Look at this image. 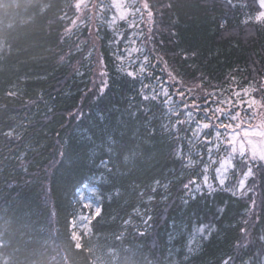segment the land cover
Returning a JSON list of instances; mask_svg holds the SVG:
<instances>
[{
  "label": "trees",
  "instance_id": "trees-1",
  "mask_svg": "<svg viewBox=\"0 0 264 264\" xmlns=\"http://www.w3.org/2000/svg\"><path fill=\"white\" fill-rule=\"evenodd\" d=\"M74 2L0 0V236L9 244L0 248V264H66L65 255L71 264H223L229 256L234 264H260L264 172L256 173L253 197L233 195L239 165L221 185L202 138H192L187 123L172 128L185 117L170 114L163 96L141 95L142 83L155 84L157 76L174 94L168 71L182 80L203 78L209 92L259 83L264 23L244 22L258 4L149 0L152 32L141 24L144 35L136 39L139 59L147 54L155 67L141 81L120 70L132 31L125 21L92 19L65 37L70 19L59 17L75 18ZM101 64L108 82L102 92L93 85ZM10 129L13 137L5 135ZM194 177L200 191L183 187ZM90 192L85 209L101 211L91 216V234H82L78 250L71 226L84 211L81 195ZM201 225L209 226L203 235L196 231Z\"/></svg>",
  "mask_w": 264,
  "mask_h": 264
},
{
  "label": "snow or ice",
  "instance_id": "snow-or-ice-1",
  "mask_svg": "<svg viewBox=\"0 0 264 264\" xmlns=\"http://www.w3.org/2000/svg\"><path fill=\"white\" fill-rule=\"evenodd\" d=\"M252 3L258 4L259 10L254 17L250 15L244 22L247 23L254 19L258 23H264V0H252ZM226 5L237 6L233 0H226ZM71 7L74 8L75 18H69L67 13L59 17L60 20L70 19V23L64 29L65 37L72 34L80 26H87V23L92 19L106 22L109 26L114 25L117 21H127L128 28L133 31L128 37L129 46L125 48L124 53L118 56L122 62L120 70L125 71L126 75L134 80L137 77H140L141 81L153 77L154 74L150 69L154 68L155 65L151 63L147 54H144L140 60L139 56L143 53V46H135L136 38L144 35L141 24L152 25L154 23V12L149 0H111L110 4H106L104 0H75ZM167 7H171V4H168ZM109 10H114L110 17L105 15ZM99 26L98 24L95 29L97 34ZM91 31L92 29H90ZM148 32H152L151 27L148 28ZM122 38L123 34H119L118 39ZM147 38L145 37V39ZM134 54H136V59H133ZM125 56H127V64L123 63ZM185 58H187L186 54ZM133 64H138V67L133 68ZM165 65L167 66L166 61ZM99 76L101 78L99 90L102 92L108 86L107 73L101 71ZM167 76L169 80L175 82L174 94L169 92L168 83H162L161 78L157 76L155 77V84L142 83V98L144 100H156L163 96V104L170 114L176 117L181 115L185 117V119H177L172 128L175 129L177 125L187 123L190 126L192 138L196 140L202 138L209 161L218 165L215 171L221 185H224L230 171L233 174L236 173L237 165H239L241 178L238 179L233 195L237 191L244 194L253 191V188L246 189L248 180L252 178L254 185L257 171L264 172V78L259 83L250 84L246 88H230L226 92L225 90L217 91L214 87L213 91L209 92L201 86L203 78H201V83H197L195 78L191 81L182 80L173 71H168ZM146 89H150L149 94H145L144 90ZM7 95L11 97L15 96L16 93L9 91ZM5 135L13 137L14 130L10 129ZM189 143L192 144L193 139H189ZM201 155L203 154L201 153ZM192 163L191 154H189L188 164L191 165ZM207 171L208 165H205L203 181L207 187L211 188V185L207 183ZM156 184H160V181H156ZM190 185H195L196 191L201 190V186L196 183L195 177L183 187L189 189ZM152 191L155 192L156 189L153 188ZM140 195L143 196L144 193H140ZM148 199L152 200L153 197L149 196ZM261 203L264 204V201ZM252 205L253 207L256 206L255 200H252ZM99 213L100 209L97 208L96 215ZM147 219L151 220L152 217L149 216ZM208 228L209 226L201 225L196 231L203 235ZM241 233L246 234L247 229L241 228ZM71 239L75 243V248L81 249L82 245L75 232L72 233ZM117 239L120 237L117 236ZM261 239L264 240V237ZM8 246V242L0 236V248ZM62 261L71 264L67 255L62 258ZM3 264H11V262L6 260ZM25 264H29V262L25 261ZM223 264H234V258L229 256L223 261Z\"/></svg>",
  "mask_w": 264,
  "mask_h": 264
},
{
  "label": "rangeland",
  "instance_id": "rangeland-1",
  "mask_svg": "<svg viewBox=\"0 0 264 264\" xmlns=\"http://www.w3.org/2000/svg\"><path fill=\"white\" fill-rule=\"evenodd\" d=\"M119 22H122V21H117L114 25H117ZM127 23V21H125ZM139 23V21H138ZM146 26H152V25H147L145 24ZM133 31V30H132ZM119 34H124L123 31H119L118 32ZM124 37V36H123ZM129 42V41H128ZM137 44V43H136ZM136 47L139 46L138 44L135 45ZM103 71V64L101 65H98V68H96V73H95V78H94V82H93V85H99L100 84V76H99V73ZM231 171L228 173V176L225 180V183L227 181L230 180V177H231ZM237 178H236V181H234L231 185H230V191H235V186L237 185V182H238V179L241 178L240 176V173H239V169H238V172H237ZM255 184H257V174L255 176ZM224 183V184H225ZM254 184V185H255ZM247 188H253V180L252 178H250L246 184V189ZM254 189V188H253ZM255 190V189H254ZM253 190V191H254ZM251 191V192H246V194L244 193H241L239 191L236 192V194L240 195V196H243V197H253L254 195V192ZM94 193L93 192H90L88 195L86 194H82L81 195V201H82V208H85L86 205L88 204V202L92 199V197H94L93 195ZM255 200H258L257 198L254 197ZM257 205V204H256ZM99 208L100 211H101V208L99 206H94V209H93V212L91 213H88V211L86 212L85 210L83 212H79V217H78V220L75 222L73 221V224L71 226V228L73 229V232H75L77 234V236L79 237V242L81 244V238H82V234L84 233L85 235H88V234H91V221H92V218L91 216H96V209ZM246 243L249 242V236L248 234H246ZM262 262H264V258L261 260L260 264H262Z\"/></svg>",
  "mask_w": 264,
  "mask_h": 264
}]
</instances>
